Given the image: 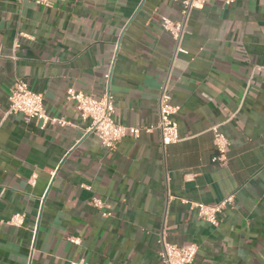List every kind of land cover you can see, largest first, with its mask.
Masks as SVG:
<instances>
[{
	"label": "crops",
	"instance_id": "crops-1",
	"mask_svg": "<svg viewBox=\"0 0 264 264\" xmlns=\"http://www.w3.org/2000/svg\"><path fill=\"white\" fill-rule=\"evenodd\" d=\"M161 17L181 20L180 6L0 0V264H161L163 231L167 243L198 246L192 264H264V0H208L179 43ZM15 78L69 125L6 114ZM165 84L180 137L167 146L153 129L108 151L66 100L68 89H108L116 123L151 127ZM212 126L229 141L223 165L212 161ZM228 196L216 226L180 201ZM15 213L22 226L7 224Z\"/></svg>",
	"mask_w": 264,
	"mask_h": 264
},
{
	"label": "built area",
	"instance_id": "built-area-1",
	"mask_svg": "<svg viewBox=\"0 0 264 264\" xmlns=\"http://www.w3.org/2000/svg\"><path fill=\"white\" fill-rule=\"evenodd\" d=\"M54 0H35V3L40 6L48 7ZM208 0H173L180 6L181 20L172 21L167 17H161V30L168 33L176 42L179 43L184 32L185 21L189 13L193 9H201ZM234 0H224V3L229 5ZM181 50V49H180ZM105 83L108 88L110 73L104 76ZM66 100L73 102L78 113L79 119L82 122H87V133L95 134L100 140L101 146L111 151L116 145L127 135L136 137L141 131L145 133L151 132L153 129L159 131L163 146L175 144L179 142L180 137L177 130V122L175 116L178 108L172 105L171 96L167 90L166 84L163 85L158 97V122L155 126L135 128L128 127L116 123L114 119V103L113 97L108 89L100 97L68 89L66 91ZM6 114H20L27 120H35L40 128H45L49 125L64 127L69 125V122L63 118L53 117L46 113L43 105V97L41 94L31 91L26 82L15 78L12 87L9 90L7 97ZM209 131L213 135V147L215 156L212 161L223 165L226 161V151L229 146L228 139L221 133L218 126H212ZM169 199L173 198L168 196ZM182 204L189 205L197 212V217L203 221L216 226L219 222L222 212L231 207L233 204V196H228L225 199L215 204H205L201 202H192L187 199H180ZM91 206L107 217L110 212L105 203L100 198H93ZM23 213L13 214L7 224L12 226H22L24 222ZM164 231L161 233L158 240L160 248L158 250V258L161 264H192L197 254L198 246L196 244H188L178 246L167 243L165 241ZM75 243L73 239L70 240ZM68 264H86L84 261H69Z\"/></svg>",
	"mask_w": 264,
	"mask_h": 264
}]
</instances>
